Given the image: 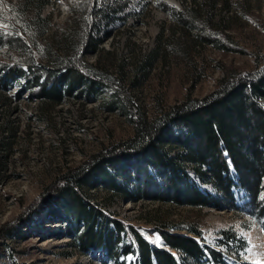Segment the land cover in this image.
I'll return each instance as SVG.
<instances>
[{
	"label": "rangeland",
	"instance_id": "374dc122",
	"mask_svg": "<svg viewBox=\"0 0 264 264\" xmlns=\"http://www.w3.org/2000/svg\"><path fill=\"white\" fill-rule=\"evenodd\" d=\"M89 1L90 7L76 17L73 0H52L42 14L49 21L46 32L33 41L11 22L10 4L18 0H0V35L13 34L28 45L25 50L0 45V64L30 57L36 66L53 70L61 59L76 55L90 65L86 79L91 75L95 80L94 90L80 84L61 103H52L32 98L39 89H29L25 78L3 86L1 72L0 140L10 145L0 147V264H138L136 232L150 242L159 237V243H152L169 248L160 230L178 225L196 226L201 235L195 237L221 252L223 264H264V201L252 200L239 186L232 187L233 199H228L198 179L185 161L186 172L218 198L219 207L173 202L166 193L168 180L149 166L139 172L140 181L131 165L129 179L109 167L133 199L100 183L81 186L97 229L115 230V221L124 227L121 237L134 253L118 261L104 247H79L74 236L85 221L78 231L70 230L68 218L40 208L50 187L65 183L94 156L134 138L140 122L158 121L173 106L203 99L228 79L264 70V0H218L215 5L212 0ZM97 3L104 11L110 6L125 10L110 13L107 21L93 14ZM195 6L207 22L195 27L177 21L175 11ZM95 39L101 40L97 50L90 47ZM171 127L176 136L187 133L174 123ZM165 149L174 157L184 153L177 145ZM263 184L264 179L262 189ZM7 229L13 230L9 237L4 236ZM229 231L241 243L230 239L226 245Z\"/></svg>",
	"mask_w": 264,
	"mask_h": 264
},
{
	"label": "trees",
	"instance_id": "16d2710c",
	"mask_svg": "<svg viewBox=\"0 0 264 264\" xmlns=\"http://www.w3.org/2000/svg\"><path fill=\"white\" fill-rule=\"evenodd\" d=\"M217 1L212 0L213 5ZM51 2L52 0H18L17 3L10 4L11 11L8 13L14 17L11 22L17 28L25 30L34 41L38 35L46 32L49 21L42 14ZM73 2L72 12L76 17L82 15L88 5L90 7L88 0ZM92 8L94 15L104 17L102 19L107 21L111 20L110 13L116 15L125 10L110 6L109 10L104 11V8H99L98 3ZM32 14L34 16L31 19ZM175 16L178 22L191 23L195 27L209 19L196 6L186 7L185 11H175ZM31 30L35 34L29 32ZM206 39L209 42H219L211 37ZM100 43V39L92 40L90 47L97 50ZM0 45L19 50L28 47L22 38L3 33L0 35ZM34 63L30 57L14 64L1 63L0 74L5 71L1 75L3 86L8 87L14 79L25 78L29 89H39L38 92H32V98L35 95L38 99L52 103H61L80 84H86L89 89L94 90L95 80L91 75L90 80L86 79L85 74L86 67L89 68L90 65L82 63L76 55L61 59L58 67L53 70ZM173 123L182 126L186 135L180 133L176 136L171 127ZM4 145L9 147L10 144L0 140V147ZM166 145H177L184 153L177 157L171 156L165 149ZM183 161L192 165L198 179L212 183L228 199H233L232 187L239 186L252 200L264 201L261 198L264 197V188L260 187L264 179V70L240 76L236 80L228 79L203 99H189L173 106L158 121L140 122L134 138L94 156L88 166L67 176L65 183H55L50 187L44 194L40 208L48 209L47 213L53 217L68 218L66 227L70 230L75 227L78 231L79 222L85 221V228L74 236L79 247H104L108 257L118 261L121 255L134 253L132 245L126 244L125 238L121 237L124 227L115 221V230L105 233L97 229L95 222L91 220L94 210L89 208L81 186L100 183L133 199L134 193L118 184L116 175L109 167L116 170L121 178L129 179L131 165L138 172L136 178L140 181L139 172L149 166L155 169L158 176L168 180L166 193L173 202L200 208L219 207L221 202L218 198L203 191L195 183L186 172ZM232 169L236 175L232 174ZM12 231L4 230V236H11ZM160 231L169 248L159 247L136 232L135 253L138 264L225 263L221 252L213 250L195 237L201 235V232L194 225H178L173 231L165 228ZM225 235L226 245L230 239L235 240L237 237L230 231ZM235 241L239 244L242 240L237 238ZM118 243H123L121 248H118Z\"/></svg>",
	"mask_w": 264,
	"mask_h": 264
},
{
	"label": "snow or ice",
	"instance_id": "6c2138e0",
	"mask_svg": "<svg viewBox=\"0 0 264 264\" xmlns=\"http://www.w3.org/2000/svg\"><path fill=\"white\" fill-rule=\"evenodd\" d=\"M262 199H264V197H261ZM153 243H159V237H157L155 240L152 241Z\"/></svg>",
	"mask_w": 264,
	"mask_h": 264
}]
</instances>
